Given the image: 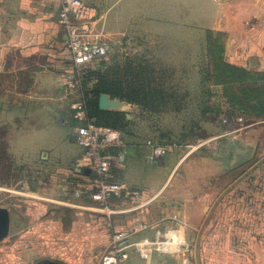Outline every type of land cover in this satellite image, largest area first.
Segmentation results:
<instances>
[{
    "label": "crops",
    "instance_id": "obj_1",
    "mask_svg": "<svg viewBox=\"0 0 264 264\" xmlns=\"http://www.w3.org/2000/svg\"><path fill=\"white\" fill-rule=\"evenodd\" d=\"M82 2L83 8L74 19L83 28V40L90 45L97 41L108 44L107 54L117 52L125 43L148 40L153 42L154 56L187 58V64L191 57H222L227 64L264 69V0ZM60 8L61 0H0V169L6 166L22 172L25 179L19 182L20 189L27 199L77 207L72 203L92 199L74 193L86 178L74 168L82 148L74 135L71 104L79 92L67 90L64 84L70 59ZM261 97L264 100V91ZM99 108L123 111L129 121L144 117L135 103L108 93L100 95ZM263 132L264 116L234 129H220L214 135L219 141L212 150L196 152L205 142L187 153L202 154L196 168L207 170L212 165L225 173L264 150ZM145 140L132 137L127 160L116 170L118 180L141 191L142 196L134 200L115 198L110 208L113 217L124 214L123 225L116 220L114 227L135 231L136 240L175 223L171 210L160 208L162 198L171 201L170 194L164 195L170 181L163 178L162 168L155 163ZM175 151L179 152L172 147L170 152ZM205 152L207 156H203ZM180 162H172L168 169L180 167ZM87 209L102 211L94 206ZM142 224L151 227L139 230ZM187 226L186 237L191 244L194 228ZM205 233L200 245L201 264H264V239L250 241L248 245L256 252L247 255L232 251L240 243L220 242L219 250L228 253L219 259L212 253L216 243L205 241ZM58 254L53 252L48 257L73 264ZM185 254L188 252H161L142 260L132 253L122 264H191Z\"/></svg>",
    "mask_w": 264,
    "mask_h": 264
},
{
    "label": "rangeland",
    "instance_id": "obj_2",
    "mask_svg": "<svg viewBox=\"0 0 264 264\" xmlns=\"http://www.w3.org/2000/svg\"><path fill=\"white\" fill-rule=\"evenodd\" d=\"M154 53L152 41H131L121 45L117 52L95 60L89 68L103 90L107 87L118 93L119 99L141 108L142 120L129 121L120 115V124L127 121L133 136L145 138L146 145L150 139L168 145L164 156H152L161 166L163 178L170 181L164 195L170 194L171 201L162 198L160 208L171 210L185 236L187 225L193 226L192 249L185 255L191 264H196L197 235L211 206L224 189L264 156V150L225 173L212 165L207 170L196 168L202 154L187 152L205 142L196 152L212 150L219 141L214 135L220 129H234L264 116V69L227 64L226 58L213 56L191 57L187 64V58ZM123 93L127 97L140 93L139 98L144 96L148 105L131 101ZM161 100L162 104L154 103ZM172 147L179 152H170ZM180 160V167L168 169L172 162L177 164ZM24 179L16 169H0V206L11 213L9 235L0 241V264H34L50 258L53 252H59L60 258L73 264H102L113 230L111 224L117 220L123 225L124 214L113 217L87 209L99 208L90 199L72 203L77 207L27 199L19 183ZM204 230L205 241L216 243L212 248L216 258L228 253L218 248L220 242L224 245L226 241L241 244L231 248L235 254L256 252L248 244L264 239V162L224 195ZM203 236L204 231L201 241Z\"/></svg>",
    "mask_w": 264,
    "mask_h": 264
},
{
    "label": "built area",
    "instance_id": "obj_3",
    "mask_svg": "<svg viewBox=\"0 0 264 264\" xmlns=\"http://www.w3.org/2000/svg\"><path fill=\"white\" fill-rule=\"evenodd\" d=\"M82 8V0H61L59 12L60 25L66 33L65 48L70 59L64 84L67 90L79 92L78 98L71 104L75 120L74 135L82 148V154L76 160L74 168L86 178V183L74 193L78 197H90L100 210L111 215L114 210H110V206L115 198L134 200L140 198L142 193L125 187L116 174L117 168L127 160L128 144L133 134L127 130L99 125L89 116L83 93L85 72L95 60L107 55L110 46L99 41L95 45L84 42L83 28L74 19V15ZM146 143L151 148L152 156L156 158L164 156L169 149L167 144L151 139ZM111 227L113 230L101 259L102 264H122L132 253L142 260H149L154 253L191 252L192 249V244L178 222L156 228L152 236L146 234L137 240L133 238L135 231L118 230L113 224ZM150 227V224H142L139 230Z\"/></svg>",
    "mask_w": 264,
    "mask_h": 264
},
{
    "label": "trees",
    "instance_id": "obj_4",
    "mask_svg": "<svg viewBox=\"0 0 264 264\" xmlns=\"http://www.w3.org/2000/svg\"><path fill=\"white\" fill-rule=\"evenodd\" d=\"M139 88L141 89L142 86H139ZM83 93H84V96L87 100L89 116L93 120H95V122L97 124L110 126L113 128H119V129L127 130V131L133 133L126 126L127 121L124 125H122L118 122V117H120V115L125 117L126 116L125 113L119 112V111H107V110H102L99 108V98H100V95L102 93H108L113 97H118L119 94L114 93L113 91H111L107 87H106V90H103L101 83L98 80V77L96 76L95 72L92 71L90 68H87L86 72H85L84 82H83ZM139 94L136 95L135 97H127L125 94H124V96H126L127 99H129L131 101H137V103L140 105L147 106L148 103L145 101L147 99L144 98V96H142V98H139ZM162 102H163V100L154 101L155 104H162ZM158 142H160V141H158Z\"/></svg>",
    "mask_w": 264,
    "mask_h": 264
},
{
    "label": "water",
    "instance_id": "obj_5",
    "mask_svg": "<svg viewBox=\"0 0 264 264\" xmlns=\"http://www.w3.org/2000/svg\"><path fill=\"white\" fill-rule=\"evenodd\" d=\"M264 162V156L259 159L255 164H253L248 170H246L239 178H237L232 184H230L226 189H224L213 205L211 206L209 212L207 213L197 235L196 243H195V256H196V264H201L200 261V242L203 231L210 220L216 206L220 202V200L224 197L226 193H228L234 186H236L242 179H244L248 174H250L256 167ZM11 228V213L10 210L5 206H0V241L5 239L10 232ZM34 264H66L63 261L52 259V258H43L35 262Z\"/></svg>",
    "mask_w": 264,
    "mask_h": 264
}]
</instances>
